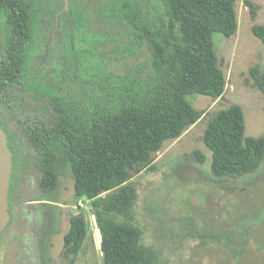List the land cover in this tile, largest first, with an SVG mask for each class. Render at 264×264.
Masks as SVG:
<instances>
[{"label":"trees","instance_id":"trees-1","mask_svg":"<svg viewBox=\"0 0 264 264\" xmlns=\"http://www.w3.org/2000/svg\"><path fill=\"white\" fill-rule=\"evenodd\" d=\"M163 1L164 15L149 21L129 1L119 5L113 0L101 5L94 1L91 6L86 0H70L71 23L92 29L93 37L98 36L99 43L85 52L96 62L92 70H79L73 52L68 62L58 57L55 71L67 73L66 78L71 77L69 73H95L91 75L93 88L78 83V89L74 88L78 98L72 96L74 101L67 102L59 97L64 82L57 83L54 124L24 130L30 146L37 150L39 188L45 194L56 191L61 169L66 167L73 179L75 201L90 202L101 233L103 264L159 263L160 253L143 243V230L135 224L137 190L131 175L152 171V156L164 143L178 139L199 121L202 115L187 96L200 94L215 101L226 87L212 35L229 38L236 33L237 0ZM244 3L254 20L256 6L250 0ZM113 24L127 34L121 43L132 39V46L144 47L147 53L141 65L131 64L122 74L109 71L110 58L103 51L120 34L112 29ZM101 29L104 33L100 35ZM251 31L264 45V25L256 23ZM131 51L128 48L124 54ZM113 53L118 55L115 50ZM249 76L252 86L264 93V71L253 66ZM200 140L211 153L209 172L215 180L248 177L264 161V137L245 135L244 113L237 104L213 112ZM190 159L199 165L206 160L200 151ZM88 232L83 213L70 215L62 242V256L69 264H75Z\"/></svg>","mask_w":264,"mask_h":264},{"label":"rangeland","instance_id":"rangeland-1","mask_svg":"<svg viewBox=\"0 0 264 264\" xmlns=\"http://www.w3.org/2000/svg\"><path fill=\"white\" fill-rule=\"evenodd\" d=\"M113 1L117 5L122 1L134 3L149 21L159 20L165 11L163 0ZM250 1L257 8L254 20L244 0H237L236 33L229 38L220 33L212 35L214 51L226 78L223 96L215 101L200 94L187 96L186 100L202 115L199 121L178 139L164 143L152 156V171L131 175L130 181L137 190L135 224L143 230V243L160 253L158 264H264V161L248 177L215 180L209 172L211 153L200 140L211 114L233 104L243 110L245 135L264 137V93L252 86L249 76L253 66L264 71V45L251 31L256 23L264 25V0ZM103 2L97 1L98 5ZM111 27L120 34L103 50L110 58L109 71L122 74L131 64L141 65L147 59L144 47L132 46V39L121 43L120 40H127V34L115 24ZM87 29L81 30L92 37L94 32ZM88 36L86 40L90 39ZM84 47L93 50L88 43L75 45L80 55L79 70H92L96 59L85 53ZM128 48L132 51L124 54ZM114 50L118 55L112 54ZM69 74L71 79L81 77L88 90L93 88L91 75L95 73ZM68 88L67 102L76 100L75 84ZM25 151L14 154L15 180L20 185L15 188V183L11 194L12 221L1 237L0 264H69L62 256L63 236L70 215L78 213L84 214L89 235L75 264H103L92 207L86 199L75 201L68 168L61 169L56 191L45 194L39 188L41 171L36 154L32 149ZM195 151L205 155L204 164L190 159Z\"/></svg>","mask_w":264,"mask_h":264},{"label":"flooded vegetation","instance_id":"flooded-vegetation-1","mask_svg":"<svg viewBox=\"0 0 264 264\" xmlns=\"http://www.w3.org/2000/svg\"><path fill=\"white\" fill-rule=\"evenodd\" d=\"M67 1L65 9L64 0H0V128L6 134L13 160L9 190L10 220L1 232L0 241L12 221V191L15 183V188L20 185L18 179L15 180L14 154H25V150L32 149L37 155L36 148L29 144L25 128L54 124L57 83L64 82L65 86L63 93L59 94L60 98L64 95L67 98V86L74 83L76 87L78 83H83L77 75L71 79L70 76L66 78L67 73H56L58 57L68 62L71 53L77 54V43L86 46V43L92 45L98 42L97 37L88 36L82 28L72 27L70 0ZM86 1L91 4L98 0ZM11 19L19 21L14 23ZM57 23L59 28L56 32ZM85 36L90 39L86 40ZM84 49L85 52L88 50L87 47ZM77 57L80 55L77 54ZM63 66H66L65 62ZM28 145L30 148L26 147Z\"/></svg>","mask_w":264,"mask_h":264},{"label":"water","instance_id":"water-1","mask_svg":"<svg viewBox=\"0 0 264 264\" xmlns=\"http://www.w3.org/2000/svg\"><path fill=\"white\" fill-rule=\"evenodd\" d=\"M67 7H68V1L64 0V8L67 9ZM12 171H13L12 152L9 149L5 132L0 128V235L10 220L9 190H10ZM92 222L95 227V230L100 236V241H101V233L98 228L96 218L94 215H92Z\"/></svg>","mask_w":264,"mask_h":264}]
</instances>
